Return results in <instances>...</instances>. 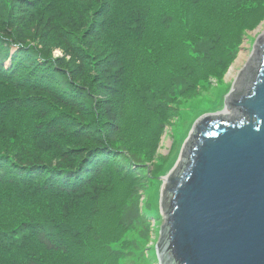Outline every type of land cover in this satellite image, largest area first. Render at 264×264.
Returning <instances> with one entry per match:
<instances>
[{
  "label": "trees",
  "instance_id": "trees-1",
  "mask_svg": "<svg viewBox=\"0 0 264 264\" xmlns=\"http://www.w3.org/2000/svg\"><path fill=\"white\" fill-rule=\"evenodd\" d=\"M263 17L264 0H0V264H118L176 104Z\"/></svg>",
  "mask_w": 264,
  "mask_h": 264
},
{
  "label": "water",
  "instance_id": "water-1",
  "mask_svg": "<svg viewBox=\"0 0 264 264\" xmlns=\"http://www.w3.org/2000/svg\"><path fill=\"white\" fill-rule=\"evenodd\" d=\"M163 180L158 264H264V33Z\"/></svg>",
  "mask_w": 264,
  "mask_h": 264
},
{
  "label": "rangeland",
  "instance_id": "rangeland-1",
  "mask_svg": "<svg viewBox=\"0 0 264 264\" xmlns=\"http://www.w3.org/2000/svg\"><path fill=\"white\" fill-rule=\"evenodd\" d=\"M263 33L264 17L253 29L239 35L238 41L233 45L236 48L235 58L220 78H209L204 91H200L194 97L189 94L191 98L185 96L176 104L179 106L177 114L167 125H164L159 137L155 153L156 160H145L149 172L146 173L143 170L137 174L138 177H144V184L141 185V180L138 178L135 180L133 199L140 209L141 224L127 231L117 243L111 245V248L118 252V264H158L156 244L163 224V216L159 210V195L163 180L178 162L180 151L192 126L205 114H220L226 110L225 98ZM53 54L61 56L59 50H54ZM159 156H163L164 159L161 161L163 172L159 174L157 170L154 171V175H150L154 166L157 165L154 163L158 161ZM143 230L145 233L141 235ZM2 245L9 247L5 241H2ZM2 264H12V262L4 260Z\"/></svg>",
  "mask_w": 264,
  "mask_h": 264
},
{
  "label": "bare ground",
  "instance_id": "bare-ground-1",
  "mask_svg": "<svg viewBox=\"0 0 264 264\" xmlns=\"http://www.w3.org/2000/svg\"><path fill=\"white\" fill-rule=\"evenodd\" d=\"M224 112H225V111H223L222 113H224ZM222 113H221V114H222Z\"/></svg>",
  "mask_w": 264,
  "mask_h": 264
}]
</instances>
